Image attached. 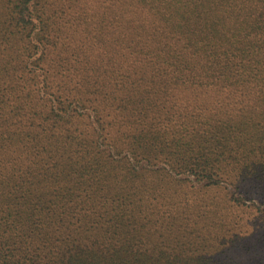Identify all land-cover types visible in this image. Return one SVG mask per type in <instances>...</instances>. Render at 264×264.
<instances>
[{
    "label": "trees",
    "instance_id": "16d2710c",
    "mask_svg": "<svg viewBox=\"0 0 264 264\" xmlns=\"http://www.w3.org/2000/svg\"><path fill=\"white\" fill-rule=\"evenodd\" d=\"M210 191L264 219V0H0V264H264Z\"/></svg>",
    "mask_w": 264,
    "mask_h": 264
},
{
    "label": "rangeland",
    "instance_id": "374dc122",
    "mask_svg": "<svg viewBox=\"0 0 264 264\" xmlns=\"http://www.w3.org/2000/svg\"><path fill=\"white\" fill-rule=\"evenodd\" d=\"M176 194L181 193L180 191L174 190ZM222 194L224 192L222 191H216V192H207L203 195L202 198L205 200V204L207 206L206 209L210 211L212 216H222L223 220H233L234 223L238 222L233 229V234L235 239L237 240V245L244 244L249 238L251 239H264V226L257 223H252V220H264L260 216L257 215V213L252 209H238L236 207H228L225 206L220 202V205L218 204V201L222 200ZM189 197V195H188ZM192 199V197H190ZM197 198V196L194 197V199ZM192 199V200H194ZM211 202V203H208ZM237 220V221H236ZM244 220H249L250 223L246 227H242V224ZM241 241V243H239Z\"/></svg>",
    "mask_w": 264,
    "mask_h": 264
}]
</instances>
